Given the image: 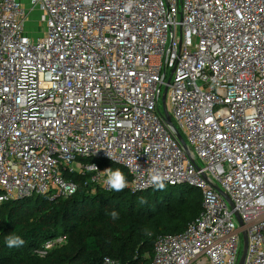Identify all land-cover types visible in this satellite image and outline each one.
<instances>
[{
    "label": "built area",
    "instance_id": "obj_1",
    "mask_svg": "<svg viewBox=\"0 0 264 264\" xmlns=\"http://www.w3.org/2000/svg\"><path fill=\"white\" fill-rule=\"evenodd\" d=\"M115 169L131 194L157 170L202 196L150 264H238L242 231L264 264V0H0V205L68 199L75 176L110 192Z\"/></svg>",
    "mask_w": 264,
    "mask_h": 264
},
{
    "label": "trees",
    "instance_id": "obj_2",
    "mask_svg": "<svg viewBox=\"0 0 264 264\" xmlns=\"http://www.w3.org/2000/svg\"><path fill=\"white\" fill-rule=\"evenodd\" d=\"M73 179L77 191L68 199L33 197L0 205V264H100L105 257L150 264L156 239L182 233L201 213L202 196L193 199L191 187L93 192L86 177ZM59 236L66 237L64 244L43 258L33 254ZM15 237L23 245L8 247L7 239Z\"/></svg>",
    "mask_w": 264,
    "mask_h": 264
},
{
    "label": "clouds",
    "instance_id": "obj_3",
    "mask_svg": "<svg viewBox=\"0 0 264 264\" xmlns=\"http://www.w3.org/2000/svg\"><path fill=\"white\" fill-rule=\"evenodd\" d=\"M165 179H167V177L164 174L160 173L157 170H154L152 175L150 176L149 183L155 185L158 189H164ZM106 184L109 188L117 192L122 191L125 187L128 186L124 174L119 169L115 171H109ZM112 215L113 217H115L116 213L113 212ZM6 243L8 247H14V246L23 245L24 241L19 237H15V238L7 239Z\"/></svg>",
    "mask_w": 264,
    "mask_h": 264
},
{
    "label": "water",
    "instance_id": "obj_4",
    "mask_svg": "<svg viewBox=\"0 0 264 264\" xmlns=\"http://www.w3.org/2000/svg\"><path fill=\"white\" fill-rule=\"evenodd\" d=\"M162 108H163V114L165 115V118H166V121L168 123V125L173 129L177 139L180 141L183 149L185 151H187V148H186V145L181 137V135L178 133V131L174 128V126L172 125L171 123V119L170 117L167 115L166 113V110H165V104H164V96L162 97ZM218 190V189H217ZM220 192V194L225 198L226 202L228 203V205L233 208V205L232 203L230 202V200L226 197V195L221 192L220 190H218ZM235 217H236V220L238 222V224L240 226H242V222H241V219L240 217L235 214ZM241 236H242V250H241V255H240V258H239V261H238V264H243L244 262V259H245V254H246V250H247V236H246V233L244 231L241 232Z\"/></svg>",
    "mask_w": 264,
    "mask_h": 264
},
{
    "label": "rangeland",
    "instance_id": "obj_5",
    "mask_svg": "<svg viewBox=\"0 0 264 264\" xmlns=\"http://www.w3.org/2000/svg\"><path fill=\"white\" fill-rule=\"evenodd\" d=\"M39 17H40V12L37 7L32 12H29L26 17V29L31 35L36 34L39 31H44V25L40 23ZM163 91L164 88L162 89V92ZM159 108L162 111V104H160ZM194 190L195 191H194L193 199L197 198V196L200 194V191L198 189H194Z\"/></svg>",
    "mask_w": 264,
    "mask_h": 264
},
{
    "label": "crops",
    "instance_id": "obj_6",
    "mask_svg": "<svg viewBox=\"0 0 264 264\" xmlns=\"http://www.w3.org/2000/svg\"><path fill=\"white\" fill-rule=\"evenodd\" d=\"M21 2H22L23 4H25V5H27V0H21ZM26 33H27L28 35H30V36H34V35L38 34L39 32L36 33V34L31 35V34L27 31V29H26Z\"/></svg>",
    "mask_w": 264,
    "mask_h": 264
}]
</instances>
